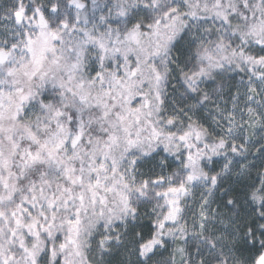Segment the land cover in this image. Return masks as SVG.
Here are the masks:
<instances>
[{
  "label": "snow or ice",
  "instance_id": "obj_1",
  "mask_svg": "<svg viewBox=\"0 0 264 264\" xmlns=\"http://www.w3.org/2000/svg\"><path fill=\"white\" fill-rule=\"evenodd\" d=\"M0 264H264V0H0Z\"/></svg>",
  "mask_w": 264,
  "mask_h": 264
}]
</instances>
